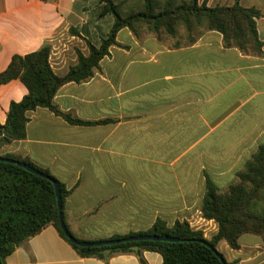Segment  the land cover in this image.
<instances>
[{
	"label": "crops",
	"instance_id": "crops-1",
	"mask_svg": "<svg viewBox=\"0 0 264 264\" xmlns=\"http://www.w3.org/2000/svg\"><path fill=\"white\" fill-rule=\"evenodd\" d=\"M123 14L145 10L146 0H119ZM165 1V0H164ZM204 0H200L202 3ZM238 0H207L211 8ZM261 12V54L227 48L217 31L196 30L174 38L166 31L123 28L119 45L94 76L57 92L64 113L95 126L68 123L47 108L29 112L27 137L0 148V155L29 159L47 169L70 195L65 222L86 241L150 230L158 219L169 226L188 221L210 239L214 221L202 217L207 179L225 191L260 146H264V0H239ZM99 0H0V74L14 56L51 47L54 71L66 75L88 43L99 45L114 25ZM28 93L19 80L0 86V123L12 102ZM240 249L221 241L228 263L264 264V241L251 234ZM146 264H163L143 253ZM7 264H142L135 253L108 261L83 257L50 225L25 241Z\"/></svg>",
	"mask_w": 264,
	"mask_h": 264
},
{
	"label": "trees",
	"instance_id": "trees-1",
	"mask_svg": "<svg viewBox=\"0 0 264 264\" xmlns=\"http://www.w3.org/2000/svg\"><path fill=\"white\" fill-rule=\"evenodd\" d=\"M99 1L103 4V14L114 17V25L99 45L88 43L89 54L79 53L77 65L71 67L66 75L60 76L52 68L50 46L25 56H14L8 68L0 74V86L19 79L28 90L21 101L11 103L5 124L0 123V148L27 137L28 114L38 108H47L72 125L95 126L107 122L85 121L64 113L56 105L55 97L64 85L85 82L94 76L102 59L110 54V48L119 45L117 35L123 28L135 32L138 27H147L156 32L163 30L174 38L183 28L189 44L196 42V30L217 31L223 35L227 48H237L245 54L262 52L263 42L257 29L261 12L242 6L239 0L232 6L214 8L207 5V0L202 3L200 0H146L145 10L129 14L122 13L119 0ZM0 156L26 163L49 177L43 178L18 165L0 161V264H7L8 257L17 247L50 225L83 257H98L108 261L113 255L135 253L142 264H146L143 258L146 251L159 253L163 264H232L227 262L222 253L218 251L224 261L199 241H207L216 249L221 241H226L233 249H240V239L246 234L259 236L264 241V146L258 148L245 168L238 173L236 183L225 191L207 179L202 217L218 225V232L210 239L205 237L203 230L193 228L186 220L169 226L158 219L146 232H132L99 241L141 235L186 241H131L100 247H80L65 236L51 179L56 180L60 187L62 204L71 191L47 169L18 155Z\"/></svg>",
	"mask_w": 264,
	"mask_h": 264
},
{
	"label": "water",
	"instance_id": "water-1",
	"mask_svg": "<svg viewBox=\"0 0 264 264\" xmlns=\"http://www.w3.org/2000/svg\"><path fill=\"white\" fill-rule=\"evenodd\" d=\"M0 161L12 163L15 165H18L40 177L43 178H49L46 174L43 172L29 166L26 163L20 162L18 160L10 159V158H5L0 156ZM56 190V195H57V201H58V208H59V213H60V225L62 230L64 231L65 236L74 244L80 246V247H100V246H107V245H115V244H120L122 242H131V241H161V242H185L186 240L183 239H178V238H172V237H164V236H156V235H141V236H132L127 239H115V240H105V241H81L77 239L69 230L65 219H64V214H63V204H62V195H61V190L60 187L57 183L56 180L51 179ZM202 244H205L208 246L210 249H212L217 255L224 261L223 257L220 255L218 250L214 248L209 242L207 241H199ZM226 264V262H224Z\"/></svg>",
	"mask_w": 264,
	"mask_h": 264
},
{
	"label": "rangeland",
	"instance_id": "rangeland-1",
	"mask_svg": "<svg viewBox=\"0 0 264 264\" xmlns=\"http://www.w3.org/2000/svg\"><path fill=\"white\" fill-rule=\"evenodd\" d=\"M161 1L163 2L164 0H161ZM180 33H181V34H185V31H184L183 28L180 29Z\"/></svg>",
	"mask_w": 264,
	"mask_h": 264
}]
</instances>
